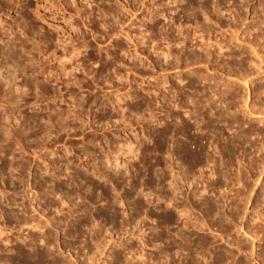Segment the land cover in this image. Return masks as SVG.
Returning <instances> with one entry per match:
<instances>
[{"label":"rangeland","instance_id":"1","mask_svg":"<svg viewBox=\"0 0 264 264\" xmlns=\"http://www.w3.org/2000/svg\"><path fill=\"white\" fill-rule=\"evenodd\" d=\"M1 37L0 264H264V0H0Z\"/></svg>","mask_w":264,"mask_h":264},{"label":"bare ground","instance_id":"2","mask_svg":"<svg viewBox=\"0 0 264 264\" xmlns=\"http://www.w3.org/2000/svg\"><path fill=\"white\" fill-rule=\"evenodd\" d=\"M7 1H9V0H7ZM16 1V0H15ZM5 3H6V0H5ZM19 3V2H18ZM7 4H8V2H7ZM27 10V9H26ZM39 11H36L35 10V13H38ZM34 14V13H33ZM37 15V14H36ZM33 29V28H32ZM58 36V35H57ZM49 37V36H48ZM54 38V37H53ZM9 39V38H8ZM8 39L6 38H4V37H1L0 38V41L2 42V49H0V57H2V58H4V59H6V57H10L12 60H10V61H12L11 63H13V62H15V59H14V57H19L20 55L17 53L18 51H17V47H16V45L14 44V42H11V41H8ZM11 39H13V38H11ZM56 39V38H55ZM60 40V39H59ZM39 42V41H38ZM44 42H45V40H44ZM57 42V41H56ZM59 42V41H58ZM43 44V43H42ZM61 44V43H60ZM27 45V44H26ZM50 46V45H49ZM46 47V46H45ZM56 47H58V46H56ZM60 47H61V45H60ZM28 48V47H27ZM23 49H24V47H23ZM33 49V48H32ZM18 50H20V49H18ZM22 51V50H21ZM29 51V50H28ZM26 52H27V50H26ZM30 52V51H29ZM28 52V53H29ZM54 53H55V49H54V51H53ZM52 52V53H53ZM20 53V52H19ZM58 53V52H57ZM72 53V52H71ZM253 53V52H252ZM14 55V56H13ZM57 55V54H56ZM55 55V56H56ZM33 56V55H32ZM55 56H54V58H55ZM60 56V55H59ZM70 56V55H69ZM57 58H58V56H56ZM31 58V57H30ZM29 58V59H30ZM53 58V59H54ZM56 58V59H57ZM18 59V58H17ZM33 59V58H32ZM58 59H60V58H58ZM17 61V60H16ZM61 61V60H60ZM16 63V62H15ZM24 63V62H23ZM22 63V64H23ZM34 63V62H33ZM56 63V62H55ZM58 63V62H57ZM21 64V65H22ZM60 64V63H59ZM16 66H18V64H15ZM25 65V64H24ZM31 65V64H30ZM20 66V65H19ZM36 66V65H35ZM38 66V65H37ZM24 67V66H23ZM248 67V66H247ZM18 68V67H17ZM25 68V67H24ZM29 68V67H28ZM35 68V67H34ZM41 68V67H40ZM21 69V68H20ZM254 69V68H253ZM18 70V69H17ZM35 70V69H34ZM67 70V69H66ZM22 71V70H21ZM36 71V70H35ZM38 71V70H37ZM251 71V70H250ZM1 72V71H0ZM46 72V71H45ZM262 72V71H261ZM22 73V72H21ZM48 73V72H47ZM7 74V73H6ZM18 74V73H17ZM2 75V74H1ZM25 75V73L23 74V76ZM31 75V74H30ZM34 75H36L35 73H34ZM251 75V74H250ZM249 75V76H250ZM8 76H10V75H8ZM19 76V75H18ZM17 76V77H18ZM21 76V75H20ZM242 76V75H241ZM7 77V76H6ZM5 77V81L4 82H0V89L2 90L1 92H3L5 95L7 94V92L8 93H10L11 95L12 94H14L15 93V91H20L19 90V88L17 87L18 86V84H16V80H14V79H16V78H14V75H13V78L10 76V77H7L6 78ZM26 77V76H25ZM30 77V76H29ZM34 77V76H33ZM36 77V76H35ZM243 79V78H242ZM246 79V78H245ZM38 80V79H37ZM243 81V80H242ZM14 82V83H13ZM28 82V81H27ZM34 82V81H33ZM36 82V81H35ZM43 82V81H42ZM41 82V83H42ZM13 83V86L15 85V88L14 87H12L11 86V84ZM40 83V82H39ZM29 84V83H28ZM49 84V83H48ZM39 85V84H38ZM41 85V84H40ZM13 89H12V88ZM35 87H36V85H35ZM40 87V86H39ZM10 89H12V91L10 90ZM10 90V91H9ZM43 90V89H42ZM24 90L22 89V92H23ZM21 92V91H20ZM24 93V92H23ZM44 93V92H43ZM2 94V93H1ZM3 94V95H4ZM16 94V96L19 98V97H21V95H20V93L19 92H16L15 93ZM22 94V93H21ZM8 95V94H7ZM11 95L9 96V98L11 97ZM19 95V96H18ZM29 96V95H28ZM6 97H8V96H6ZM22 99H23V97H21ZM20 98V99H21ZM42 98V97H41ZM2 99H3V97H2ZM27 99V98H26ZM12 100V99H11ZM19 100V99H18ZM10 101V100H9ZM17 101V100H16ZM20 101V100H19ZM10 103V102H9ZM9 103H7V105L5 106V110H3V111H8L9 109H10V105L8 106V104ZM21 103V102H20ZM32 103V102H31ZM6 104V103H5ZM1 106V105H0ZM1 111V110H0ZM10 111V110H9ZM248 112V111H247ZM254 112V111H253ZM54 113V112H53ZM2 113L0 112V115H1ZM55 115V114H54ZM61 115V114H60ZM9 119V118H8ZM34 120V119H33ZM34 125V124H33ZM3 126V125H2ZM0 129H2V130H4L5 131V129L6 128H0ZM8 129V128H7ZM6 129V130H7ZM1 130V131H2ZM7 133H8V131H7ZM10 133V132H9ZM17 133V132H16ZM18 134V133H17ZM7 136V135H6ZM4 138V137H3ZM8 139V138H7ZM5 140V139H4ZM19 166V165H18ZM3 174V173H2ZM11 183V182H10Z\"/></svg>","mask_w":264,"mask_h":264}]
</instances>
